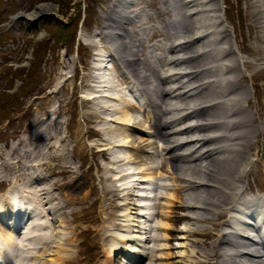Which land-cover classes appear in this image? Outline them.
Segmentation results:
<instances>
[{
  "label": "rangeland",
  "instance_id": "1",
  "mask_svg": "<svg viewBox=\"0 0 264 264\" xmlns=\"http://www.w3.org/2000/svg\"><path fill=\"white\" fill-rule=\"evenodd\" d=\"M129 1L130 5L127 3L125 4L126 6L123 7L122 5L115 6V0H0V99H2L5 103V105L1 104V107H5L8 105L9 108V104L12 105V103L11 100L6 102L7 94H13L21 89V78L20 76H18L21 73L20 71L24 73L25 77H29V81L33 83L29 85V87H31L29 94L21 98L19 102L16 101V103H19V107L21 109L15 108V112L12 116L8 117L6 116L7 114H5L4 116H0V194H2L4 191H7V189L12 186L20 187L21 184L23 190L26 188L28 189L29 185L30 187L32 186V188L34 187L33 190L35 188V190H40V187L48 185V187L51 189L50 193H52L53 196V203L50 200L52 199L50 198V196L49 199L47 198L49 203H52L53 205L55 204L58 209L60 208L59 210L61 212L65 210L63 211L64 213H62L63 219H70L69 221H66L65 219L64 220L66 221V224H69L66 225L67 229H65V231L71 233V235L67 233L68 236H70V242L69 245H65V247L67 246V248H69L66 254H71V259H67V262L66 259H64V264H94L95 260L96 263H100L103 260H107V258L109 259L107 260V262L109 263L110 261H112V255L111 253L109 254L108 251H106L107 249L105 247L104 241L106 240V235L109 233L108 230L115 228V225H113V223H115V221H113L114 215L112 214L115 213V211L113 210V205L116 204V202L118 201L117 197L115 195H112V193L117 194L118 191L122 190L121 186H116V182L112 180L111 176L117 173L120 176V172L125 168L128 169L127 171H131L132 173H134L136 172V170L140 169V167H144L145 169L139 170V172L148 173L152 171V166H160L161 173L157 170H155V172L153 171L155 174L154 181L158 180L157 177H162L164 182L163 186H160L153 192V194H157L158 192L157 195L162 196L161 199H159L160 197L158 196L157 199H154L155 201H157V203L155 202V206H157L156 211L159 210V206L163 203L164 199L169 197V193L173 192L172 197L174 199L172 198L171 200V198H168L170 201H174L173 206L171 207L175 206L174 208H171L173 212L171 213L172 220L170 223L172 225L171 227L173 228L168 227L169 229H167L165 232V229L161 228L157 222L158 216L156 212V215L155 217H153L154 219H152L151 222L155 228L152 231V236H154L155 239L152 242H147L146 246L142 248V252L147 254L144 256H148L147 258L143 259L142 264H156L157 250L161 248V241L163 239L164 242L168 243V249L163 248L161 250H163L164 252H171L172 255L169 257V261H172L174 264H215L216 260V264H219L218 248L219 239L221 237L216 233H218L220 229L219 222L221 223L222 227V230H220L219 232L223 233L225 231L223 224L226 219L224 221L222 220L227 215L228 207L226 209H223L222 212L225 211V213H222L221 211H219L220 213H216L215 208H213L211 209V211H209V215L207 211H202L200 212L202 213L200 214V216L199 211L194 212L193 210L185 207L184 204L187 202V199H192V197L194 198L198 196V193L201 191V189L204 188H201L200 186L199 188H189L187 186L188 184L190 185V181L196 182L199 180V177H202L203 162L199 161V166L198 164L195 165L194 163L189 164L188 160H184V156H181L178 159V162L180 166H183L184 164L186 170H175L174 159H172L171 156L172 152L169 150L168 143L163 141L164 138H162L161 135L159 136L157 134V128L155 126L156 123H154V118L152 117V113L155 115L156 113H160V111L156 108L153 109L152 105L149 108L147 104L143 105V108L140 109L137 106V100L130 96L131 93H128V87L127 89L125 87L127 86V83H124V81H128L131 82V85L133 84L134 86L140 88L144 92L146 97L149 98V102L150 99L154 100V102L157 103L162 102L158 94L153 90L154 88L164 86V84H161L159 81H157V78L160 75L165 74L166 71L170 70V68H173V70H177L181 67V64L179 66L170 67L167 64L159 62L160 66H157V72H160L148 73V71L144 70L141 65H138V62L136 63V67H134L131 66L130 63H128L127 61H123L124 58L122 57V52H124L125 46H127L128 44L129 53L127 54L128 58L131 61L136 56V54H138L143 55L139 58L144 59L143 62H145L146 64V56H150V58L148 57V60L151 63L154 60L155 66V58H157L156 55L166 54L167 57H170V53H167L162 44L167 42L169 37L171 36L175 38L182 35L184 28L186 27L185 24H188L186 22L187 17H185L186 8L183 3H177V1L174 0ZM246 1L247 0H218V5L222 6L223 10H225L226 26L223 27L220 24L217 29H221V31L224 29L226 30V32L229 31L230 33L227 32L228 38L226 40L222 39L220 40V42L216 41V43H214L215 38L213 37V35H211L208 47H206L207 49L210 48L213 54H215L213 50L214 47H219L220 45H222V47L230 45L231 48H234L233 50L236 51V54L233 58L235 62H233V59H231L232 61L227 59L221 61L218 59L219 61L215 60L216 62H211L208 59L202 58V62L199 63L200 65H202L201 67L204 68L205 71H211L212 67L216 65L219 68L221 67V64L232 65L233 63V65H235V70L232 69L230 71H227V73H215L216 76L214 75L215 78L213 76L212 79L214 80V83L221 85V83H223L224 80H227L228 77H242L243 79L240 80L239 85H244L243 88L245 89V93L244 95H242L240 91L237 90L235 98L244 105L248 113L250 115H253L254 118V120L252 121L247 119L246 122L243 118L244 113H239V118L244 119V122L242 123L243 126L238 128V131H240L239 134L241 135V139H239L238 142L242 143L239 148L246 147L245 150H248L250 152L247 151V155L243 152L240 155L238 154V152H234V157H232L228 165L229 169L226 167H223L224 171L222 169V177L223 179H227V181L224 182L225 186L221 185L222 188L206 187L209 194L211 193L210 196L219 199L223 198L226 194L225 188L227 189L228 186L232 188V185L237 186V191L239 192L234 195L232 194L233 196L231 195V198L228 200L229 203H232L233 200L236 199V196L237 198L238 196L242 197L245 193H264V120L262 121L263 118L261 119V116H259L256 110L259 104H264V93L260 92L257 87L258 84L261 83V80L256 78L254 81H252L250 79V72L247 68V63H256L258 54L253 53V55L251 52H243V49L245 48L246 44L252 43V45H254V43L258 42L261 32H259V29L251 30L250 26L248 25L250 20L248 18V8H246ZM201 4H205L202 8V10H207L205 13H211L210 11H208L210 6H207L205 2H202ZM42 5L51 6V9L48 10V13L50 14L46 13L42 16L37 17V15H41L37 14V8ZM107 6L109 10H105ZM139 6H141L140 10L137 9V7ZM126 7L129 11L126 13L129 14L133 9L134 12L132 16L131 14L128 15L125 12H122V8L124 9ZM144 12H146V14ZM157 13L159 16L157 15ZM215 15H217V12ZM108 16H119L122 23L133 20L132 23H134V28L137 31V36L135 35V33L133 35L134 40L130 39L132 37H129L128 39L127 37L122 38L117 36L114 33L115 29H113V26L115 25L108 28V21L103 19V17ZM178 17L179 20L177 21ZM72 18L76 19V21L73 22ZM181 19L183 21L182 24ZM218 21H220L219 18ZM55 23L70 25V37L67 40L61 41L56 38V35L52 31L51 27L52 24ZM205 23H207V25H199L201 26V28L203 27V31L207 28H210L208 27L209 21ZM160 24L162 25V27ZM158 26L160 27L158 28ZM163 29H165L166 32L165 30L163 31ZM209 30L211 31L212 28ZM116 32H118V30H116ZM134 42H136V45L134 44ZM114 44L115 48L117 47L118 53L114 52L113 50V52H111L112 56L110 57L106 48L107 45L111 47L114 46ZM242 44L243 47L241 46ZM136 48L139 49V51L141 52L137 53ZM193 48L194 50H196V43L193 44ZM36 51H38V53L44 57L42 58L41 55L36 57ZM120 51L122 55L120 54L119 56ZM101 58L105 60V64H108L109 67H112L111 71L107 70L106 73H111L112 76L115 77V81L119 83L120 87L118 85L116 86L117 90H119L118 93H121L124 99H126L127 97L131 102L129 104H132L131 106L129 105L127 107V110L132 113L130 117L132 118L133 126L131 125V130H129L130 134L132 135V139L127 144L129 146H126V148H114L115 145H112V143H119L124 138V133L120 134L117 132L118 134L114 137V135L111 134L112 132L105 131L109 128L112 129L116 126L117 128L121 127L117 123H113L108 119V115H110L109 113H112L113 110H111V108L106 105H113L111 104L113 102H108L107 100H109V98L107 97L103 98L99 96H93L100 94V92L97 91L99 89V83L96 81L94 76H96V74L98 73H103V69H98V67L100 66L98 63ZM32 59H35V63L33 64L31 63ZM242 61H244V63ZM256 64H258L256 68L261 66L260 63ZM182 67H184V65ZM27 71H29V73H27ZM119 71L121 72V74ZM139 72H141L142 74H146L147 78L143 79L142 77H139ZM15 73H17L18 75H16ZM122 75L125 77L128 76L129 80H127V78L125 79V77L123 78ZM225 76L226 78H224ZM118 78L120 80L119 82L117 80ZM169 85L170 83L168 84V87ZM236 86H238V84H236ZM138 91L142 93L139 89ZM88 93L92 94L91 98H87ZM116 95L118 94H116L115 92V96ZM229 96L230 95L222 97L221 100H223V102L218 105V107L215 109L219 113L220 119H218V117L217 119L212 118L213 122L228 119L226 117L227 109L225 104ZM240 96L242 97L240 98ZM122 97L121 101L123 102H119H121L122 106L124 107L126 102H124L125 100ZM215 97L216 96H214V98ZM195 99L197 100V102L200 103H202L203 101L201 99L198 100L196 95ZM208 99L210 98H204V100ZM193 101L195 100L193 99ZM167 102L168 107L170 106L171 102L176 103V101H173V99H171L170 102ZM96 104L98 105V107H96ZM117 106L115 107L117 108ZM262 109L264 110V108ZM53 116L56 118L53 119ZM117 116L120 117L122 115L120 113H116L114 115V118ZM262 116L264 117V112ZM237 118L238 117H236V119ZM186 121L188 124L192 121H195V118L182 120V122L178 123H173L172 127L179 128ZM105 123L108 124L107 127H105L107 125ZM34 125L37 127H34ZM261 125L263 126V130ZM100 129L105 131L104 134H106L104 135ZM259 130H261L263 133L259 134ZM214 131L215 133H218V135H214L215 138H217V136L219 137L221 135H227L228 133L226 130L218 131L217 129H213L211 130V132L208 131L207 133H214ZM39 132L41 133L39 134ZM247 133L249 134V136ZM188 134L189 135H183L182 137H175L176 139L179 137L185 139L190 138L191 136H196V133L193 132H191V134ZM23 137L27 139L20 140ZM140 137H144L145 139L139 141L138 138ZM251 140H253V142H256L252 144ZM52 142L56 144H52ZM249 142H251V145H249ZM193 144L194 143H190V145H183L182 147L173 150V155L185 153L190 147H192L193 149ZM37 145H39V148L36 147ZM59 145L62 147L60 148ZM102 147H105L106 149H102ZM239 148H236V150ZM61 149L63 151H61ZM64 150L66 152H64ZM41 151L44 152L40 153ZM58 151L61 153L59 154ZM50 152H53L51 153L52 156ZM112 152L115 154L114 158H112ZM124 155L130 156L128 162L122 160L121 162L113 163L114 159H116L117 157H122ZM34 159L37 162L34 161ZM69 159H72V161H70ZM220 160L221 159H219V161ZM63 161H65V163ZM49 162L53 165L51 168L47 167V164ZM72 162L74 163V165ZM216 164L220 165L217 159L212 161L211 166L216 167ZM188 165L190 166V168ZM234 165H237L238 168ZM10 166L13 168H10ZM244 166L246 167L244 168ZM194 167L196 169H194ZM15 168H17L18 170H15ZM58 168L60 169L57 170ZM241 170L243 172H246L243 173ZM196 171H198V173ZM232 171L236 174H242L241 178L239 180L237 178L234 179V176H232V174L234 173H231ZM17 172L21 174L19 175ZM176 172H181V175H178L179 178L176 177ZM6 174H9V177L6 176ZM183 174H188V176H186L187 178H185ZM205 175L206 174H204L203 176ZM141 176L142 174L136 176L135 178L137 179L136 181L139 182L137 183V188L135 187V191L133 189V192L135 194L142 192L140 191V188H142L144 185H148L147 182L140 183L142 180L140 178ZM181 177H184L185 179H182ZM46 178L47 180H45ZM50 178L52 179V182ZM34 179L36 181H34ZM48 179L50 180L49 182H47ZM55 180H58V182H56ZM127 180H124L123 182L125 183L127 182ZM25 181H27L28 183ZM214 181L218 180L214 179ZM119 184L122 185L123 183L120 182ZM23 186H25V188ZM88 191L89 193H87ZM175 191L178 192L176 193ZM193 191H196V193H191ZM86 194L90 195L87 196ZM188 196L191 198H189ZM175 197H178V201ZM136 199L137 200L135 201L139 203L138 197H136ZM74 200L77 202H75ZM60 203L62 205H59ZM104 203L107 205H105ZM77 206H79V208ZM68 207L71 208L69 209ZM42 208L43 212L41 211V213L45 214V216L42 217V221H44L43 223H46L48 227L45 232L47 231L46 233L51 237L54 233V229L51 227V225H49V222L52 219L50 215L48 217L46 207ZM191 215H198L199 218L197 219L199 220L197 221V219L195 218V220L191 219ZM203 216L204 218H207L201 219ZM107 217H110V220ZM106 219L108 221H106ZM50 223H52V221ZM104 224L106 227L104 226ZM163 234L168 237L163 238ZM50 243L48 245H44L43 248H50L53 245V243ZM225 250L226 252H228L226 248ZM88 258L89 260H87ZM259 261H261V258L259 259ZM112 264H116L115 259H113Z\"/></svg>",
  "mask_w": 264,
  "mask_h": 264
},
{
  "label": "bare ground",
  "instance_id": "2",
  "mask_svg": "<svg viewBox=\"0 0 264 264\" xmlns=\"http://www.w3.org/2000/svg\"><path fill=\"white\" fill-rule=\"evenodd\" d=\"M128 1L129 0H115V2H116L115 6L122 5L124 7L125 4L129 3ZM180 1L182 3H184V6L186 8V13L190 14V18L194 19V21L191 24L190 23L185 24L186 27L184 28V31H183L182 35H180L178 37H175V38L173 36H171V37H169L167 42L162 44L164 46L165 50L167 51V53L168 54L170 53V55H171L170 57H167L166 54H161V55L160 54L159 55L155 54L157 56V58H159V59L155 58L156 66L154 65V60H153L152 63L148 60V57L150 58V56H148V57L146 56V64H145V62H143L144 59L139 58L140 56H143V55L136 54V56L131 61L128 58V54H127V53H129V48H128L129 45L128 44H127V46H125L124 52H122L123 55H122L121 51L119 52V55L121 54L122 57L124 58L123 61H127L128 63H130L131 66L136 67V63L138 62V65H141L144 70L148 71V73L157 72V66L159 65V62L167 64L170 67L179 66L180 64H181L180 66L182 67L184 65V67H182V68L180 67L177 70H173V68H170V70L166 71L165 74L160 75L157 78V81H159L161 84H164V86H160L158 88H154L153 90H154V92H156L158 94L160 100L162 101V102L160 101L162 104L154 102V100H151V99H150V102H149V98L147 97V100L152 105L153 109L156 108V109H158L160 111V113H156L155 114L156 116L152 112H150V113H152V117L154 118L153 119L154 123H156L155 126L157 128V134L159 136L161 135V137L164 138L163 141L168 143L169 150L172 152V155H171L172 159H174V165H175L174 168H175V170H177V169H178V171H185L186 170V168L184 167V164H183V166L182 165L180 166V164L178 162V159L181 156H184L183 157V158H185L184 160H188L189 164H193L194 163L195 165H197L199 161L203 162V165H202L203 166V168H202V172H203L202 173V177L200 178L197 175L199 177V180L196 181V182L195 181H190V185L188 184L187 186L189 188H199V186L201 188H203V187L204 188L201 189V191L198 193V196H196L194 198L192 197V199H187V202L184 204L186 208L191 209L194 212H198L199 211V216H200V214H202V213H200L202 211H204V212L207 211L208 215H209V213H210L209 211H211V209H213V208H215L216 213L217 212L220 213L219 211L222 212L223 209H226L227 207H229V209H231L232 211H235V210L232 209L231 206H229L228 200L231 198L232 194L234 195V194L239 192V191H237L238 190L237 186H233L232 185V188H230V186H228L227 189L225 187H223V188H225L226 194L224 195L223 198H219V199H217L216 197L210 196L211 193L209 194V192L207 191L206 187L218 188V187H221V185L225 186L224 182L227 181V179L226 178L223 179V177H222V175H223L222 173L224 171L223 167H226V168L229 167L228 165H229L232 157H234V152H238L239 155L243 152L244 154L247 155V151L248 150L247 151L245 150L246 147L245 148H239L242 143L238 142V140L241 139V135L239 134L240 131H238V128L243 126L242 123L244 122V119L247 122V119L252 121V120H254V118H253V115H250L248 113V111L246 110L244 105L241 102H239V100H236V98H235L237 90L240 91V93L242 95H244V93H245V89L243 88L244 85L243 84L239 85L240 80L243 79L242 77L238 78V77L233 76V74H232L233 77H228L227 76L228 77L227 80H224V82L221 83V85H219L217 83H214V80L212 79L213 76L215 75V73H218V72H222V73L226 72L227 73V71H230L232 69L235 70V65H233V63H232V65L231 64H227V65H225V64L222 65L221 64V67H219V68L217 67V65L213 66L214 68L212 67L211 71H205L204 68L201 67L202 65L199 64L200 62H202V60H201L202 58L203 59H208L211 62H216L218 59L221 60V61L224 60V59L231 60V59L234 58V56L236 54L235 53L236 51L233 50L234 48L232 49L230 45H227V46H224V47H222V45H220L221 47L220 46L219 47H214L213 50H214L215 54H213V52H212V50L210 48H208V49L206 48V47H208V43L210 42L211 35H213V37L215 38L214 43H216V41L220 42V40H222V39L226 40L228 38V33L227 32H229V31L226 32V30H224V29L222 31H221V29L220 30L217 29V27L220 24L221 25L224 24V25H222L223 27L226 26L225 25V21H226L225 10H223L222 6L218 5V0H180ZM202 2H205L207 4V6H210L208 11H210L211 14H209L208 17H206L204 15L207 10H202L203 5H205V4L202 5L201 4ZM133 4H134V2H133ZM168 4H169V2H168ZM108 6L106 7L105 10H109ZM152 6H153V4H152ZM113 8H114V6H113ZM115 8H117V7H115ZM246 8H248V18L250 20L248 25L250 26L251 30L259 29L260 30L259 32H261V33H260L258 42H256L257 44L256 43H254V45H252V43L246 44L245 48L243 49V52L245 51V52H248V53L251 52L252 54L253 53L258 54L257 59H256V63H260L261 66L259 65L260 67L256 68V66L258 64L249 62V63H247V68H248V71L250 72V79L252 81H254L256 78L261 80L260 84L257 83L258 84L257 87H258V90L260 92L264 93V0H247L246 1ZM37 9H38L37 14H45V13H48V10L51 9V6L42 5V6H39ZM125 9H127V8H125ZM162 12H163V10H162ZM215 12H217V15H215ZM144 13L146 14V12H144ZM132 15H133V13H132ZM157 15H158V13H157ZM218 18L220 19V21H218ZM103 19L108 21V24H107L108 28L112 27L113 25H115V26H113V29H115L114 33L117 36L122 37V38L127 37L128 39H129V37H132V38H130L131 40H134V38H133L134 33L137 36V31L134 28V23H132L133 20L122 23V21L120 20L119 16L118 17H115V16L114 17H110V16H108V17H103ZM205 19H209V23H208L209 26L208 27H210L209 29L212 28L211 31L208 28L203 31V27L201 28V26H199L200 24L207 25V23L204 22ZM178 20H179V17H178L177 21ZM182 23H183V21L181 19V24ZM159 27L160 26H158V28ZM161 27H162V25H161ZM108 28H107V30H108ZM116 30H118V32H116ZM164 30L165 29H163V31ZM165 32H166V30H165ZM216 35H217V37H216ZM149 41H151V40H149ZM143 43H142V45H143ZM195 43H196V47H197L196 50H194V48H193V44H195ZM115 44H114V46H111V47L107 45L106 50L109 53L110 57L112 56L111 52H113V50H114V52L118 53L117 47L115 48ZM134 44L136 45V42H134ZM137 45H138V43H137ZM224 45H226V44H224ZM241 46L243 47V44ZM136 51H137V53L141 52L137 48H136ZM186 54H189V55H186ZM215 55H216V57H215ZM244 58H245V56H244ZM239 61H241V60H239ZM233 62H235L234 59H233ZM242 62L244 63V61H242ZM98 64L101 66V68L103 69L104 73L102 75L100 74L101 76L99 75L100 76L99 80H96L99 83L98 84V88L99 89L97 91L100 92V94L93 95V96H95V97L99 96V97H103V98L107 97V98H109V100H107L108 102H113V103H111L113 105H108V104L106 105V106H109L111 108V110H113L112 113H109L110 115H108V119L110 121H112L113 123L114 122L117 123L121 127L117 128V126L116 127L109 126V127H113V128L112 129L111 128H109V129L106 128L107 130H105V131L112 132L111 134L114 135V137L118 133H120V134L124 133V138L119 143H117V144L112 143V145H115L114 148L115 147L116 148L117 147L118 148L119 147L120 148H122V147L126 148V146H129L127 144L132 139V135L129 132V130H131L130 126L131 125L133 126L132 118L130 117V115L132 113L127 110V107L130 105L129 103H131V102H130V100L127 97H126V99H124L122 97L121 93H118L119 91L117 90L116 86L117 85L119 86V83H117L115 81V77H112L111 73L108 74V72L107 73L105 72V70L111 71L112 67H109L108 64H105V60H103V58L100 59ZM159 72H157V73H159ZM256 72H257V74H256ZM120 74H121V72H120ZM215 76H214V78H215ZM96 77H97V74H96ZM124 77L125 76H123V78ZM139 77H142L143 79L147 78L146 74H142L141 72H139ZM224 78H226V76ZM125 79H126V77H125ZM117 80H118V82L120 81L119 78ZM148 80H150V79H148ZM124 83L125 84L127 83V86H125V87H126V89L128 87V93H131L130 96L132 98H134L136 96L137 99H139L141 101L142 104H137V106L140 109H142L143 108V104H144V99H143V97L141 95H139L138 88L136 86H134L133 84L131 85V82H128V81L125 82L124 81ZM169 83H170V85L168 87ZM121 84H122V82H121ZM140 84H141V82H140ZM143 84H144V82H143ZM236 84H238V86H236ZM244 84H246V83H244ZM234 86H236V87H234ZM115 92L118 95L115 96ZM87 95H88L87 98H91L92 97V94L88 93ZM195 95H196L198 100H200V99L203 100L202 103L197 102V100L195 99ZM228 95H230V96L227 98V102L225 104L226 109H227V111H226L227 116L226 117L228 119L227 120H220V121H217V122H210V119H212V118H216L217 119V117H218V119H220L219 118L220 115L215 109L218 107V105H220L223 102V100H221L222 97H225V96H228ZM120 96L125 100L124 102H126L124 107L121 104V102H123V101H121V97ZM214 96H216V97L214 98ZM206 97L210 98V99L204 100V98H206ZM241 97L242 96H240V98ZM237 98H238V96H237ZM243 98H245V97H243ZM254 98H256V97H254ZM171 99H173V101L175 100L176 103L171 102L170 106L168 107L167 106V104H168L167 101L170 102ZM193 99L195 101H193ZM250 99H251V97H250ZM119 101H121V102H119ZM145 103H146V100H145ZM208 104H209V106H208ZM117 105H119V106H117ZM115 106H117V108ZM163 106H166L167 108L163 107ZM96 107H98V105ZM262 108H264V104H259V106L257 107L256 110H257L259 116H261V119L263 118L262 119V121H263L264 117L262 115H263L264 110ZM153 109H152V111H153ZM114 111H116V112H114ZM47 113H49V112H47ZM102 113H103V111H102ZM116 113H120L122 116H120V117L117 116V117L114 118V115ZM239 113H244V117H243L244 119L243 118H239ZM50 117H52V116H50ZM236 117H238V118L236 119ZM54 118H56V117L53 116V119ZM191 118H195V121H192L191 123H188V124L186 123L187 122L186 121L185 122L186 124L180 126L179 128L172 127L173 123L182 122V120L191 119ZM38 121H39V119H38ZM188 121H190V120H188ZM53 122H54V120H53ZM112 122H110V123H112ZM105 124H107V123H105ZM107 126H108V124L105 127H107ZM263 126H262V130H263ZM34 127H37V126L34 125ZM103 127H104V125H103ZM213 129H217L218 131L226 130L228 133H227V135H221V136H219V137L217 136V138H215L214 135L215 134L218 135V133H215V131H214V133H207L208 131H211ZM43 131H44V129H43ZM101 131L104 134L105 131H103V130H101ZM41 132H39V134ZM191 132L196 133V136H191L190 138H185V139L181 138L183 135H189L188 133L191 134ZM223 132H225V131H223ZM261 133H263V132L261 130H259V134H261ZM48 134H49V132H48ZM32 135H34V134H32ZM41 135H43V134H41ZM175 136L176 137L177 136H181V137L176 139ZM248 136H249V134H248ZM109 137H111V136H109ZM171 138H175V139H171ZM24 139H27V138L23 137L20 140H24ZM138 139H139V141H142L145 138L144 137H140ZM257 139H258V137H257ZM245 140H246V138H245ZM253 140H251L252 144L256 142V141L253 142ZM80 141H78V142H80ZM247 142H248V140H247ZM251 142H249V145H251ZM53 143L54 142H52V144ZM190 143H194L193 144L194 145L193 149H192V147H190L188 149V151L185 152V153L173 155V150H175V149H177L179 147H182L183 145H190ZM54 144H56V143H54ZM38 146L39 145H37L36 147H38ZM61 147L62 146H60V148ZM186 148H187V146H186ZM198 148H200V149H198ZM236 148H239V149L236 150ZM27 149H29V148H27ZM66 149H68V148H66ZM102 149H106V148L102 147ZM25 151H27V150H25ZM44 151H41L40 153H43ZM61 151H63V150L61 149ZM64 152H66V151L64 150ZM248 152H250V151H248ZM51 153H53V152H50V154ZM58 153L60 154L61 152L58 151ZM109 153H107V154H109ZM114 155L115 154L113 153V157L112 158H114ZM29 156H30V152H29ZM51 156H52V154H51ZM56 157H57V155H56ZM129 158H130V156L124 155L122 157H117L116 159H114V161L113 160L112 161H113V163L114 162H121L122 160L128 162ZM215 159H217L218 163L220 164V165L216 164L217 165L216 167L215 166H211L212 165V161L215 160ZM219 159H221V160L219 161ZM45 160H47V159H45ZM28 161H26V162H28ZM34 161H36V160L34 159ZM65 161H63V162L65 163ZM70 161H72V159ZM199 164H198V166H199ZM235 164H236V162H235ZM42 165H43V163H42ZM62 165H63V163H62ZM73 165H74V163H73ZM213 165H215V164H213ZM246 166H248V165H246ZM246 166H244V168ZM152 167H153V168H151L152 171H150L148 173H142V172L140 173L139 172V170L145 169L144 167H140V169L136 170V172H134V173H132L131 171H127L128 169L125 168L121 172L119 171L121 173L120 176L118 175V173L111 176L112 180L114 182H116V186H118V187L121 186L122 190L121 191L116 190V191H118L117 194H113L112 193V195H115L117 197V199H118L116 204L113 205V207H114L113 210L115 211V213L112 214V215H114V217H113L114 220L113 221H115V223H113V225H115V228L111 229V230H108L110 234L109 235L107 234V238L104 241V244L107 246L106 249H107L108 253H111V255H112L111 256L112 257V261H110L108 263L107 260H109V259L107 258V260L101 261L100 264H106V263L112 264L113 263V259L116 260V264H142L143 263V262L140 263L141 261L137 262V260L139 261V259L141 257H143L144 255H147L144 252H142V248H144V246H146L147 242H152V240H149L148 237H147V234H150L149 237H151L152 231L148 230L147 222H148L149 217H145L143 215H140V214L137 213V211L139 213H141V214H147L146 212H148V210L150 209V206L152 205V201L157 197V194H153V192L156 189H153L150 186H151V183L155 180V176H154L155 175L154 174L155 170L160 171L161 169H160V166H155V167L152 166ZM191 167H193V166H191ZM235 167H237V165ZM235 167H234V169H235ZM239 167H240V164H239ZM10 168H13V167L10 166ZM147 168H149V167H147ZM189 168H190V166H189ZM16 169L17 168H15V170ZM59 169L60 168H58L57 170H59ZM194 169H196V168L194 167ZM222 169H223V171H222ZM41 170H42V168H41ZM225 170H227V169H225ZM36 171H37V169H36ZM109 171H110V169H109ZM233 171L231 173H234ZM196 172L198 173V171H196ZM245 172H243V173H245ZM160 173H161V171H160ZM176 173H177L176 177L179 178L178 175H181V172H176ZM140 174H142V176L140 177L142 179L140 183L147 182V184L149 186L146 189L140 188V191H142V192H140L138 194H135L133 192V189L135 191V187L137 188V183H139V182L136 181L137 179H135V178H136V176H138ZM204 174H206V175L203 176ZM228 174H229V171H228ZM8 175L6 174V176H8ZM184 176H185V178H187L186 176H188V174L184 175ZM232 176H234V179L237 178L239 180L241 178L242 174L234 173V174H232ZM232 176H230V177H232ZM13 178H14V176H13ZM57 178H59V177H57ZM177 178H176V181H177ZM181 178L185 179L184 177H181ZM214 179H216L218 181H214ZM45 180H47V178ZM58 180L57 181L55 180V181L58 182ZM124 180H127V182L124 183L123 182ZM34 181H36V180L34 179ZM49 181L50 180L48 179L47 182H49ZM25 182H27V181H25ZM51 182H52V179H51ZM62 182H60V183H62ZM71 182H72V180H71ZM120 182L123 183V184L120 185L119 184ZM27 183H26V185H27ZM31 184H33V183H31ZM50 184H52V183H50ZM12 185H14V184H12ZM21 186H22V184H21ZM21 186L17 187V188H12L11 187V188L7 189V191H5L4 193L0 194V264H9V262L12 261V259L14 257L13 253H15L16 251L18 253L21 252L22 254H26V256L27 255L29 256L28 264H64V261H65L64 259H66V262H67V259L68 260L71 259V254H66L68 252L67 250L69 248H67V246L65 247V245H69V242H70V236H68V234L71 235V233H68V232L65 231V229H67L66 225H69V224H66V221L68 219L66 220L64 218L66 220L65 221L63 219V217H62V213H64L63 211H65V210H63L61 212L59 210L60 208L58 209L55 206V204L54 205L52 204L53 203V198H52L53 196H52V193H50L51 189L48 187V185L40 187V190H35L36 188L33 190L34 187L33 188H32V186L30 187V185L28 186L29 187L28 189L26 188V189L23 190ZM23 187L25 188V186H23ZM58 188H59V186H58ZM110 188H111V186H110ZM221 188H219V189H221ZM186 189H187V187H186ZM177 190H179V189H177ZM210 190H212V189H210ZM25 192H27V193H25ZM194 192L196 193V191H193L191 193H194ZM87 193H89V191ZM88 195H90V194H88ZM217 195H219V194H217ZM240 195H241V193H240ZM242 195H243V193H242ZM49 196H50V198H52V199H50L52 201V203H49V201H48ZM172 196H173V192L169 193V197L164 199L163 203L159 206V211L157 213L158 214V218H159L158 219V224H159V226L161 228L165 229V232H166L167 229H169L168 227L172 226L170 222L172 220L171 213L173 212V210L171 208H174L175 206L171 207V206H173V202L174 201L172 202V201H170L168 199V198H171V200H172V198H173ZM136 197H138L139 203H137L135 201V200H137ZM189 198H191V197H189ZM236 198H237V196H236ZM64 201H66V200H64ZM177 201H178V199H177ZM215 201H217V202H215ZM75 202H77V201H75ZM244 203L246 204V206H250V207L255 208L257 214L259 216H262V218H263V216H264V206H260V205H259L260 207L259 206H255V205L253 206L250 203V199L249 198L245 199ZM59 205H62V204L60 203ZM105 205H107V204H105ZM42 207H46V209L49 208V210H50V211L49 210L48 211L50 212L49 215L51 216L52 223L49 224V225H51V227L54 229V233L52 235L54 237H52V236L50 237V235H48L46 233L47 231L45 232V230L48 227H47V224L43 223L44 221H42V217H43V215L41 213V211H43ZM77 207L79 208V206H77ZM104 212H106V211H104ZM191 212H188V213H191ZM235 212H237V211H235ZM222 213H224V212H222ZM30 214H31V217H30ZM234 215L235 216L239 215L238 219L227 218L226 221L223 224L225 231L223 233H219V235L221 237L219 239V248H218V250H219V253H218L219 264H260V263L263 264L264 262H263L262 258L264 257V240H263L264 239V234L260 230H261V226H263V228H264V224L261 223V222H260V224L259 223H254V218H253V212L252 211H248V212L242 213V214H240V213L239 214H235L234 213ZM190 217H191V219L199 218L198 215H193V216L191 215ZM107 218H109V220H110V217H107ZM174 218H173V220H174ZM198 220L199 219H197V221ZM262 220L264 221V219H262ZM75 221H77V220H75ZM106 221H108V220L106 219ZM245 221H246V223H245ZM104 226H105V224H104ZM110 226H111V224H110ZM171 228H173V227H171ZM253 230L258 232L257 234L261 235L263 239L254 241V240H256V238L252 239L254 237L253 232H252ZM228 234L231 235L232 238L229 237ZM27 235H30V237L27 238V241H26L25 237ZM167 237L168 236H166V238ZM163 238H165V237H163ZM153 239H154V237H153ZM63 240H64V242H63ZM76 240H77V238H76ZM163 240L161 241V248H159L157 250L156 264H174L172 261H169V257L172 255L171 252H169V251H165L164 252L163 250H161L163 248L164 249L165 248L168 249L167 248L168 247V243L164 242ZM50 242L53 243V245L50 248H47V249L45 248L44 249L43 248L44 245H48ZM26 245L32 246V247L29 248ZM73 247H74V244H73ZM225 248L227 249L228 252H226ZM74 250H76V249H74ZM19 256H20V254H19ZM260 258H261V261H259ZM98 262H99V260H98ZM68 264H70V263H68Z\"/></svg>",
  "mask_w": 264,
  "mask_h": 264
},
{
  "label": "trees",
  "instance_id": "3",
  "mask_svg": "<svg viewBox=\"0 0 264 264\" xmlns=\"http://www.w3.org/2000/svg\"><path fill=\"white\" fill-rule=\"evenodd\" d=\"M72 20H73V22H75L76 21V19H74V18H72ZM72 22V23H73ZM69 26L70 25H64V24H52V31L54 32V34L56 35V38L58 39V40H61V41H64V40H67L69 37H70V35H69ZM41 54H39L38 53V51H36V57H38V56H40ZM42 56V55H41ZM44 56H42V58H43ZM31 63L33 64V63H35V59H32L31 60ZM22 73V72H21ZM27 73H29V71H27ZM16 75H18L17 73H15ZM23 75H24V73H23ZM22 75V76H23ZM27 75V74H26ZM19 76H21V74L19 75ZM24 80H25V85H24V89H27L28 90V88H29V85L30 84H33V83H31L30 81H29V77H24ZM27 90H25V91H27ZM28 92V91H27ZM26 92H24V91H21L20 92V94L21 95H23V94H25ZM12 111H10V107L8 108L7 106L4 108V109H2V110H0V116L1 115H5V114H7V115H9L10 113H11Z\"/></svg>",
  "mask_w": 264,
  "mask_h": 264
}]
</instances>
